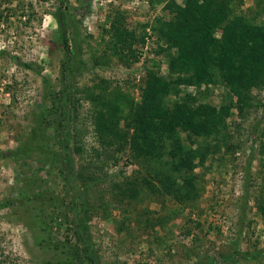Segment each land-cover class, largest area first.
Wrapping results in <instances>:
<instances>
[{"label":"rangeland","instance_id":"1","mask_svg":"<svg viewBox=\"0 0 264 264\" xmlns=\"http://www.w3.org/2000/svg\"><path fill=\"white\" fill-rule=\"evenodd\" d=\"M157 80L193 132L154 133ZM39 128L43 148L17 154ZM159 176L190 200L152 192ZM5 202L0 264H264V0H0Z\"/></svg>","mask_w":264,"mask_h":264},{"label":"trees","instance_id":"2","mask_svg":"<svg viewBox=\"0 0 264 264\" xmlns=\"http://www.w3.org/2000/svg\"><path fill=\"white\" fill-rule=\"evenodd\" d=\"M194 23L195 22L192 23V26H194ZM115 28L119 29L118 26H115ZM198 28L200 30H202V32H200L199 35H201L202 38L206 39V34H207L206 32L207 31H206L205 25L199 26ZM196 30H197V28H196ZM195 31H194V34H195ZM204 35H205V37H204ZM193 36L194 35H192V37ZM64 40L66 43V38ZM208 44H209V46L205 49V47ZM208 44L204 43L202 46L199 47L200 50L198 52L202 57H203V55H204V57L215 55L214 44H212V43L211 44L208 43ZM191 59H192L191 57L187 58L186 54L182 50L181 51L179 50V59L177 60V66L179 67V70L181 69L180 72H183L185 74L192 72L194 77L197 79V81L195 82V85H197V86H199L203 82L207 81V79H209L208 81H210V74H209L208 68H207L208 66L200 64L198 61H196L194 59L191 60ZM180 81H181V83H184L186 85H190L192 83L191 81L184 79V78H181ZM168 92H169L168 91V85L166 84V82H163V81L161 82V81L157 80L156 88L154 89L153 94L148 97L149 110H147L145 118L147 117L146 120H149L150 123H152L154 133L156 131H158L157 135L169 136V135H173V133H175L177 129H181V130L186 129V130L193 132V130H194V128L198 122L195 120V117L193 116L194 115L193 112L190 111V109L188 107H186L187 105L178 104L171 111H168L161 106L159 98L161 96H166L168 94ZM120 101L121 100H118V103H119V104L117 103L118 105H121ZM145 109H148V107ZM39 130H40V128H39ZM43 131L44 130L41 129L40 131H37L35 134H33L29 143L25 144L21 148V150H19L16 153L17 154H20V153L24 154V153L31 151L32 149H36V150L42 149L43 148L42 147V145H43V133H44ZM135 149H137V148H135ZM165 149H167V146H165ZM169 149L172 150L173 153L178 155L176 161L174 160L176 158V156H174L175 158L173 159V161L175 162V164H178L179 167L182 169L186 168L185 165L187 163H189V160L191 159V157L189 155L190 152L187 155L186 154L184 155V151L181 150V145H180L179 140H174L170 144ZM153 153H156V152L153 151ZM157 153L160 157H162V155H163L162 151L157 152ZM192 154L193 153H191V156H192ZM137 165L144 166V164H142L141 158H138ZM172 166H173V164L169 162L168 168H171ZM169 177H167V178H165L163 176L157 177L156 178L157 180H155L154 182H157L159 184L158 187L155 185L154 182L144 181V183H145V185H150L152 187L151 191L155 187H156L155 189H160V186H163L162 192L165 193V195L171 197L175 202H177L179 204H183V203L188 202L190 200V196H191L188 192V189L187 188L184 189L183 184L182 185L178 184L175 182V180L172 177L171 178H169ZM64 179H65V177H64ZM130 188L123 193L128 194L129 191L130 192L132 190L135 191V189H130ZM8 204H9L8 202L2 203V204H0V207H6V205H8ZM81 223H82V220H81ZM67 264H71V263H67Z\"/></svg>","mask_w":264,"mask_h":264}]
</instances>
